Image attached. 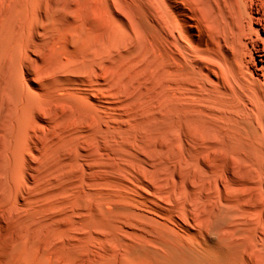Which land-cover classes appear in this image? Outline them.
Returning <instances> with one entry per match:
<instances>
[{"label": "bare ground", "instance_id": "bare-ground-1", "mask_svg": "<svg viewBox=\"0 0 264 264\" xmlns=\"http://www.w3.org/2000/svg\"><path fill=\"white\" fill-rule=\"evenodd\" d=\"M0 264H264V0H0Z\"/></svg>", "mask_w": 264, "mask_h": 264}]
</instances>
